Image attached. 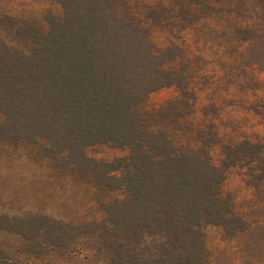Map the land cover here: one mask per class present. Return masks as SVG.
Instances as JSON below:
<instances>
[{
	"label": "trees",
	"instance_id": "16d2710c",
	"mask_svg": "<svg viewBox=\"0 0 264 264\" xmlns=\"http://www.w3.org/2000/svg\"><path fill=\"white\" fill-rule=\"evenodd\" d=\"M45 1L57 9L0 12V143L35 146L61 172L87 179L102 218L0 214V232L22 243L13 253L0 246V264H62L81 252L99 264H208L205 226L228 236L248 228L222 195L226 171L244 166L264 193V144H222L215 165L213 123L196 129L195 147L186 142L195 96L182 49L154 47L127 0ZM180 1L205 15L219 11L211 0ZM189 14L178 11L196 18ZM169 15L158 5L145 19L160 26ZM233 36L250 63L264 65L263 26H234ZM171 85L179 96L146 115L149 94ZM97 145L127 153L97 160L87 153Z\"/></svg>",
	"mask_w": 264,
	"mask_h": 264
},
{
	"label": "rangeland",
	"instance_id": "374dc122",
	"mask_svg": "<svg viewBox=\"0 0 264 264\" xmlns=\"http://www.w3.org/2000/svg\"><path fill=\"white\" fill-rule=\"evenodd\" d=\"M131 12L149 29L156 48L175 44L182 49L194 94L192 112L183 122L184 138L195 147V131L214 124L218 144L210 148L215 165L222 160L221 146L248 140L264 144V65L250 63L246 43L233 36L234 26L264 28V0H211L219 9L205 15L180 0H127ZM164 5L170 15L160 26L145 19L149 7ZM192 21L178 16L180 8ZM57 9L45 0H0V12L15 15L40 14ZM179 96L176 85L149 94L143 103L146 115L155 113ZM188 128V129H187ZM90 157L111 161L126 149L97 145ZM222 195L232 201L234 211L248 228L234 236L222 227H204L208 264H264V193L258 195L247 168L226 171ZM93 186L84 178L61 172L50 160L37 154L35 146L0 143V214L28 216L44 214L76 224L100 220L102 213L93 199ZM120 196L113 194V197ZM14 234L0 232V246L13 253L21 245ZM62 264H99L91 253L81 252Z\"/></svg>",
	"mask_w": 264,
	"mask_h": 264
}]
</instances>
